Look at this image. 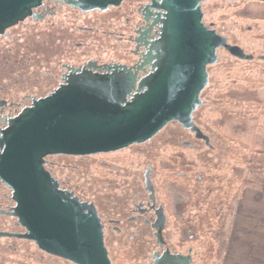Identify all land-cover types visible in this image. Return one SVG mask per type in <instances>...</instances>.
Returning a JSON list of instances; mask_svg holds the SVG:
<instances>
[{
    "label": "water",
    "instance_id": "water-1",
    "mask_svg": "<svg viewBox=\"0 0 264 264\" xmlns=\"http://www.w3.org/2000/svg\"><path fill=\"white\" fill-rule=\"evenodd\" d=\"M205 1L162 0L160 58L155 71L136 88L135 75L123 64H105L103 73L75 70L66 84L10 120L0 140V180L15 202L9 214L27 232L0 231V236L31 239L44 251L76 264H110L94 207L84 213L76 199L66 200L44 170L43 157L115 151L146 142L174 122L209 144L193 122L194 111L203 103L200 94L208 83L207 66L217 61L218 48L242 60L253 56L204 25ZM39 2L0 0V34L30 15ZM120 2L72 0L84 10ZM146 185L152 190L148 179Z\"/></svg>",
    "mask_w": 264,
    "mask_h": 264
},
{
    "label": "rangeland",
    "instance_id": "rangeland-1",
    "mask_svg": "<svg viewBox=\"0 0 264 264\" xmlns=\"http://www.w3.org/2000/svg\"><path fill=\"white\" fill-rule=\"evenodd\" d=\"M201 8L205 24L230 43L255 56L264 54V3L208 0ZM207 71L208 83L200 94L203 103L194 112V121L210 137L213 148L178 123H168L148 142L121 151L48 160L55 162L51 168L57 178L103 206H110L108 198L117 200L114 193L127 186L141 187L143 171L150 165L158 200L168 204L174 197L175 207L193 218L202 216L201 228H196L204 264H221L242 191L257 187L264 172V61L238 60L218 50L217 61ZM187 141L194 145L183 143ZM3 193L9 194L0 187L1 202ZM0 230L18 229L12 219L0 216ZM0 264L68 263L26 240L0 237Z\"/></svg>",
    "mask_w": 264,
    "mask_h": 264
},
{
    "label": "flooded vegetation",
    "instance_id": "flooded-vegetation-1",
    "mask_svg": "<svg viewBox=\"0 0 264 264\" xmlns=\"http://www.w3.org/2000/svg\"><path fill=\"white\" fill-rule=\"evenodd\" d=\"M229 1L264 3L259 0ZM161 2L162 0H121L119 4H109L104 9L84 10L74 5L72 0H40L31 8L30 15L7 27L0 34V140L12 118L31 106L34 100L47 97L59 86L66 84L70 73L75 70L103 73L105 64H123L135 75L136 88L142 78L155 71L160 58L159 41L165 15L160 7ZM202 21L208 28L215 29L205 24L203 19ZM215 31L225 37L228 44L239 46L230 43L216 29ZM218 50L224 49L218 48L217 54ZM244 52L253 57L243 61H253L255 57L264 61V54L255 56L252 52ZM88 64H94V67ZM193 122L195 123L194 113ZM183 129L194 136L190 130ZM194 138L205 144L203 139ZM208 138L209 144L205 145L213 148L210 137ZM183 143L194 145L188 141ZM132 145L135 144L129 146ZM127 147L96 154L117 152ZM96 154H47L43 157L42 165L56 181L57 188L63 191L66 200L76 199L84 206V213H87L91 205L94 207L110 264H204L201 233L196 228H201L202 216L195 215L193 218L181 207H175L174 197H170V206L160 202L150 165H146L143 171L141 187L130 185L120 191V194L114 193V197L111 194L117 200L108 198L107 204L112 200L111 205L103 206L77 193L68 182L57 178L51 168L55 162L48 160L49 156L82 158ZM102 164L108 165L104 161ZM146 179L150 181L152 190L148 189ZM197 179L200 180V177ZM0 187L9 192L3 193L0 216L12 219L18 229L0 231L25 234L26 228L15 216L9 214L15 206L12 191L1 180ZM192 218L195 222H192ZM0 237L26 240L53 258L76 264L72 260L44 251L31 239Z\"/></svg>",
    "mask_w": 264,
    "mask_h": 264
},
{
    "label": "crops",
    "instance_id": "crops-1",
    "mask_svg": "<svg viewBox=\"0 0 264 264\" xmlns=\"http://www.w3.org/2000/svg\"><path fill=\"white\" fill-rule=\"evenodd\" d=\"M221 264H264V172L257 187L242 191Z\"/></svg>",
    "mask_w": 264,
    "mask_h": 264
}]
</instances>
